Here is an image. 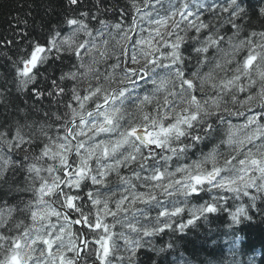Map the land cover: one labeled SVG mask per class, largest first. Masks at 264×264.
Returning <instances> with one entry per match:
<instances>
[{
  "label": "snow or ice",
  "instance_id": "snow-or-ice-1",
  "mask_svg": "<svg viewBox=\"0 0 264 264\" xmlns=\"http://www.w3.org/2000/svg\"><path fill=\"white\" fill-rule=\"evenodd\" d=\"M78 2L68 0L70 6ZM151 2L131 0L137 16L128 27L100 19L99 13L81 12L65 17L66 33L54 28L44 43L28 40L26 32L19 33L26 41L25 54L16 60L9 57L16 90L27 94L31 85L32 95L39 104L45 98L52 99V103L39 107L25 101V107L18 109L20 119L0 127V178L10 170L23 173L27 186L14 191L31 193L30 198H22L16 205L5 202L0 206V264H90V261L91 264H134L141 243L137 237L171 228V218L183 213L184 207L160 212L156 223H163V227H137L132 222L138 211L135 205L138 201L148 203L155 197L137 194L133 177L146 186L160 181L161 177L168 178L167 185L156 183L153 187L162 188L169 196L178 192L187 197L198 187L203 190L205 181L210 189L246 195L253 202L258 195H264V30H252L254 22L243 0H166L167 10L163 15L157 11V19L146 10ZM154 2L161 4V0ZM258 16L264 18V6L258 8ZM93 21L98 25L95 29L90 26ZM140 21H147V30ZM137 28L139 35L133 39L130 33ZM189 30L193 35L189 36ZM228 30L230 36L221 35ZM81 35L86 38L80 40ZM186 39L200 45L193 48L200 57L195 65L191 64V56L186 57L182 51ZM110 40L115 42L125 61L123 66L120 62L112 65L114 70H120L121 76L114 72L103 76L109 84L115 83V87L106 88L100 83L103 74L95 65L99 63L97 56L104 60L115 55L108 48ZM13 43L4 40L0 47ZM129 43L133 45L130 57L125 47ZM221 44H227L230 49L225 53L231 57L226 63L235 60V67L230 77L219 81V91L214 96L200 100L195 93L203 94L206 83L212 89L218 87L212 82L211 70L200 73L215 59L209 56L210 50L223 51ZM61 52L72 54L78 63L72 66L73 70L51 80V90L45 96L35 86L42 83L38 75L44 81L49 77L43 76L39 69L49 62L53 53L59 59ZM241 52L246 54L236 60ZM2 54L7 56V52ZM129 60L134 67L128 66ZM220 67L216 62L215 68ZM145 77H150L155 86L153 94L132 100V90L139 87L137 79ZM65 82H70L72 87L66 89ZM257 87L259 90L253 95ZM161 92L163 104L156 97ZM239 93H245L246 98L238 99ZM3 95L0 92V97ZM225 95L230 96L234 106L238 105L235 110L223 107ZM154 100V113L146 111V106ZM129 101L135 104L133 113L125 110L124 105ZM89 102L94 104L91 109L87 107ZM53 107L56 111L51 110ZM161 108L165 110L161 112ZM217 112L221 113L217 118L228 123L225 142L234 146L237 155L218 166L213 150L202 161L178 168L183 180L171 179L175 174L166 167L161 172V160L166 162L172 156L184 155L192 147L183 144L184 138L196 142L204 137L193 133L211 135L215 131L208 120ZM30 116L40 118L29 119ZM126 116L128 126L124 127L121 122ZM233 116L244 118L245 123L233 125L227 119ZM205 126L210 131L205 132ZM101 134H108L109 138L97 139ZM126 145L130 150L125 149ZM246 145L251 147L244 152ZM142 149L147 150L146 155ZM165 151L171 155H161ZM240 155L244 158L240 159ZM209 161L210 171L204 167ZM132 164L138 169L133 170L132 177L119 176L122 165ZM111 172H116L127 185L123 190L126 194L114 201V211L109 202L116 194L102 193ZM144 172L148 175H142ZM86 187L90 190L81 195ZM126 201H129L127 205ZM220 203L217 196L211 203L191 209L194 215L187 224L179 225L180 231L205 213L215 212ZM14 215L26 216L27 223L24 219L14 220ZM241 215H247L244 206L232 213L237 222ZM108 216L112 217V224L105 222ZM160 216L168 219L162 222ZM116 224L128 231L115 233ZM76 225L86 227L74 230Z\"/></svg>",
  "mask_w": 264,
  "mask_h": 264
},
{
  "label": "trees",
  "instance_id": "trees-1",
  "mask_svg": "<svg viewBox=\"0 0 264 264\" xmlns=\"http://www.w3.org/2000/svg\"><path fill=\"white\" fill-rule=\"evenodd\" d=\"M139 2V0H138ZM243 4L248 8L249 18L254 22L251 26L252 30L260 31L264 30L261 25H264V18L258 16V8L264 6V0H243ZM166 0H161V4L157 5L153 1L147 11L152 13V18L157 19L156 12L161 15L165 14L167 10ZM81 12H89L91 14L99 13V18L112 21L113 23L121 22L125 27L131 25V20L135 16V11L131 8V0H100L99 4L96 0H79L75 6H70L68 0H0V44L4 40H12L13 44L8 47H0V92H4V95L0 97V127L7 124H12L14 120L20 119L18 109L25 107V101L28 104H38L39 107L50 105L52 99L45 98L43 103L39 104L37 98L32 95V87L29 86L27 94L19 93L16 90L14 84V72L12 60H16L19 56L25 54L23 51L26 48V41L19 35L21 32L27 33L28 40H37L44 43L49 38V34L56 29H63L65 33L68 30V26L64 24L65 17L74 16ZM137 16V14H136ZM27 26H25V23ZM145 30L149 25L147 21H140ZM93 29L98 27L95 21L90 25ZM138 29V28H137ZM183 35V33H181ZM232 33L228 30L226 33L221 32V35L230 36ZM131 35V34H130ZM144 35H147L145 31ZM193 33L189 30V36ZM138 36H134L136 39ZM86 37L80 36V40ZM243 38V35L242 37ZM99 43V41H98ZM132 44H126L125 47L129 49L128 56L131 55ZM191 39H186L185 44L182 45V51L184 55L191 56V64L195 65L196 61L200 59L199 56L193 51V48L199 47ZM103 47V46H101ZM223 51L217 52L212 49L209 52L210 57L215 59L202 69L201 75L211 70L212 82L218 85L217 89H212L211 84L206 83L204 87V93L197 91L195 94L200 100H206L211 96H214L219 91V81L230 77L232 75V69L235 67V60L232 64H227L226 61L231 59L230 56H226L225 53L230 49L227 44H221ZM108 48L115 51V55H109L106 59L100 60L97 56L99 63L95 65L98 71L103 74L100 79V83L107 87H115V83L109 84L104 81L103 76L113 73L119 77L122 75L119 69L114 70L112 65L120 62L123 66L125 57L120 54V49L115 47V42H109ZM7 52V56L2 53ZM246 53L241 52L236 55V60H240ZM119 57V61L117 60ZM88 62L87 60L85 61ZM142 62V61H141ZM216 62L221 64L219 69L215 68ZM78 63L77 59L70 53H60V58H55L53 53L49 59V62L41 66L39 71L43 76L49 77L47 81L43 80V77L38 75V83L35 87L45 92L51 90V80H56L62 74L73 70L72 66ZM129 67H134L130 60L128 61ZM192 70H195L193 67ZM160 75H164L162 70H157ZM188 71V69H186ZM95 84V81H93ZM139 87L132 90V100L142 98L144 95H151L154 92L155 86L151 83L150 77H145L143 80L137 79ZM65 88L72 87L70 82H65ZM257 87L255 91H258ZM83 94V93H82ZM164 93H157L156 97L160 104H163ZM238 99L243 100L246 98L245 93H239ZM67 99V97H65ZM225 103L223 107H227L230 110H235L237 106H234L231 102L230 96H224ZM102 102V101H97ZM89 109L94 107L92 102L87 105ZM125 110L129 113L135 112V104L131 101L126 102L124 105ZM156 100L153 104L146 106L145 110L148 112L155 111ZM180 107H183L181 105ZM47 111L48 109L45 108ZM51 110L56 111V108ZM165 109L161 108V112ZM210 111L215 109L210 108ZM28 111H31L28 109ZM221 113L217 112L215 116L210 117L208 123L213 125L215 131L211 132V135H204V132H196L193 134L202 135L204 138L200 141L193 142L190 137L183 139V144H192V147L186 150L184 155L172 156L168 161H160V171L164 172L165 167L168 172L175 175L171 178L174 180H183V174L178 172V168L189 167L194 162L202 161L203 158L212 153L215 150L218 166H222L224 160H232L233 156L237 155L234 151V146H230L225 141L227 140L228 123L221 122L217 117ZM39 119L38 116H30L29 119ZM171 119V117H169ZM233 125H240L245 123L242 117H230ZM128 117H125V121H122V125L127 127ZM136 122L139 123V116L137 114ZM205 132L210 131L205 126ZM240 135H243L241 132ZM116 134H111V138H115ZM108 134H101L97 139H108ZM183 146V145H181ZM251 145H246L243 149L244 152L250 148ZM126 150L128 146H125ZM142 152L146 155L147 150L142 149ZM161 155H171L168 152H163ZM74 157V154H73ZM240 159L244 156L240 155ZM207 170H211L212 164L209 161L204 165ZM138 170L135 164L124 166L119 169V176L132 177L133 170ZM142 175H148L147 172ZM116 172H111L107 179V186L102 189V193L111 195L113 192L116 194L109 202V207L114 211V201L119 200L124 189L127 187L119 179ZM90 183V182H89ZM132 183L136 185L135 192L137 194L144 193L155 197L154 200L148 203L138 201L135 208L138 209L133 223L137 224V227L144 226L149 227H163V223L157 224V217L159 213L165 210L171 211L173 207H184V212L171 218L172 227L161 231H155L151 234L144 236L143 238L137 237L141 241L136 255L133 258L134 264H264V199L260 204L253 203L251 198L246 195L233 194L231 192L225 193L224 191L218 192L215 189L208 188L207 182L203 186V190L198 187L195 193H190L187 197H184L181 193L174 192L173 195H166L162 188H154L156 183H163L167 185L169 179L161 177L160 181H153L147 186L137 181L134 177ZM25 176L20 172L9 171L3 178H0V206L16 205L20 199H28L31 197V193L14 191L17 188H25ZM90 188H83L80 192L81 195ZM230 194L234 195L231 197ZM227 195V196H225ZM220 196L221 203L215 212L205 213L199 218L195 219L193 223L188 224L183 231H180V224H187L189 219H192L193 213L191 209L199 208L207 203H211L214 198ZM264 198V195H258L257 198ZM131 197L129 196V201ZM129 201H126L127 205ZM255 202V201H254ZM240 206H244L247 215H241L239 221L233 219L232 213ZM131 211V209L129 210ZM142 213V215H141ZM24 219L27 223L26 216L14 215V220ZM167 217H159L160 221H166ZM105 222L112 224L113 219L111 216L105 218ZM83 227H86L82 225ZM236 227L231 232V228ZM80 228V225L74 226ZM115 233L127 232L121 224H116L113 228ZM237 238L235 239V237ZM122 243V242H121ZM259 249L262 251L258 254V257H251L246 255V251H256ZM225 251H228L232 255L230 262H224L222 257L225 256ZM254 253V252H253ZM260 253V252H259ZM91 263V261H90Z\"/></svg>",
  "mask_w": 264,
  "mask_h": 264
},
{
  "label": "bare ground",
  "instance_id": "bare-ground-1",
  "mask_svg": "<svg viewBox=\"0 0 264 264\" xmlns=\"http://www.w3.org/2000/svg\"><path fill=\"white\" fill-rule=\"evenodd\" d=\"M130 1V0H129ZM153 3V2H152ZM151 3V4H152ZM135 16H136V13H135ZM134 16V17H135ZM131 34V36L132 37H134L135 35L136 36H138L139 35V31H138V29L136 30V31H134V32H132V33H130ZM262 199H264V198H262V197H260V198H256L255 199V202H253V203H257V204H260V202H261V200ZM82 226V225H81ZM83 227V226H82ZM234 229H236V227H233V228H231V232L234 230ZM237 238V236L235 237V239ZM254 252V253H253ZM253 252H251V251H246V255L247 256H251L252 258L253 257H258L257 255L258 254H261V250L259 249V252H258V250H257V252L256 251H253ZM225 253V256L224 257H222V260L224 261V262H230L231 261V259H232V255L228 252V251H225L224 252Z\"/></svg>",
  "mask_w": 264,
  "mask_h": 264
},
{
  "label": "rangeland",
  "instance_id": "rangeland-1",
  "mask_svg": "<svg viewBox=\"0 0 264 264\" xmlns=\"http://www.w3.org/2000/svg\"><path fill=\"white\" fill-rule=\"evenodd\" d=\"M216 191V190H215ZM231 197H234V195L230 194ZM91 264V263H90Z\"/></svg>",
  "mask_w": 264,
  "mask_h": 264
},
{
  "label": "water",
  "instance_id": "water-1",
  "mask_svg": "<svg viewBox=\"0 0 264 264\" xmlns=\"http://www.w3.org/2000/svg\"><path fill=\"white\" fill-rule=\"evenodd\" d=\"M153 1V0H152ZM82 226L80 225V228H81Z\"/></svg>",
  "mask_w": 264,
  "mask_h": 264
}]
</instances>
